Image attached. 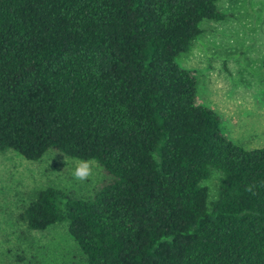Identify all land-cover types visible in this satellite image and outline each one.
<instances>
[{"label": "trees", "instance_id": "trees-1", "mask_svg": "<svg viewBox=\"0 0 264 264\" xmlns=\"http://www.w3.org/2000/svg\"><path fill=\"white\" fill-rule=\"evenodd\" d=\"M217 1L0 0V153L106 177L38 192L29 230L66 224L83 264H264V146L228 140L175 62L229 17Z\"/></svg>", "mask_w": 264, "mask_h": 264}, {"label": "rangeland", "instance_id": "rangeland-1", "mask_svg": "<svg viewBox=\"0 0 264 264\" xmlns=\"http://www.w3.org/2000/svg\"><path fill=\"white\" fill-rule=\"evenodd\" d=\"M223 21L200 23L202 34L175 62L195 74L197 104L221 119L228 140L244 150L264 146V0H218ZM85 181L74 178L80 161L47 152L28 161L0 153V264H83L64 223L29 230L21 219L38 192L56 188L85 199L106 180L95 161ZM208 202L217 196L216 175L203 183Z\"/></svg>", "mask_w": 264, "mask_h": 264}, {"label": "clouds", "instance_id": "clouds-1", "mask_svg": "<svg viewBox=\"0 0 264 264\" xmlns=\"http://www.w3.org/2000/svg\"><path fill=\"white\" fill-rule=\"evenodd\" d=\"M92 174L91 163L87 160L80 161L74 170V178L79 181L87 180Z\"/></svg>", "mask_w": 264, "mask_h": 264}]
</instances>
